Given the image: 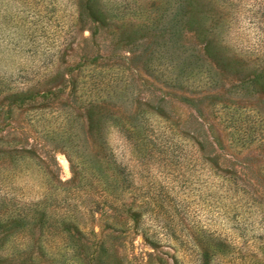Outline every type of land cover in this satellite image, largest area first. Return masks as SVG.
<instances>
[{
	"label": "rangeland",
	"instance_id": "1",
	"mask_svg": "<svg viewBox=\"0 0 264 264\" xmlns=\"http://www.w3.org/2000/svg\"><path fill=\"white\" fill-rule=\"evenodd\" d=\"M132 3L125 0L124 5L130 8ZM69 4L67 0H0V85L11 89V71L40 66L29 61L33 47L46 55L61 47L59 69H70L69 76L77 85L81 75L100 70L107 73V67L124 72L129 93L102 104L109 111H117L134 123L139 103L155 107L160 110L157 114L186 140L177 136L179 145L174 153L171 148L157 150L142 166L136 181L139 190L124 198L140 203L150 195L148 186L152 184L157 202L152 214L141 210V226L115 232L104 224L106 219L100 211L81 221L86 225V236L78 237L83 247L63 249L64 236L59 235L55 245L45 242L43 231L36 225L19 231L11 228L15 202L11 201V175L5 166L8 156L2 151L10 150L12 134L18 135L21 128L28 131V117L25 109L11 114V105L0 99V264H203L202 252L212 254L205 241L217 234L228 241H214L224 254L214 252L208 264H264V141L259 138L264 137V90L250 83L252 76L248 73L254 66L255 53L242 56L251 64L248 71L241 66L235 75L209 62L194 33L177 27L169 39L162 36L159 26L154 30L157 23L137 29L143 23L139 20L133 22L134 26L107 28L94 43L87 41V30L68 35L64 41L58 38L65 37L59 26L72 14ZM52 6L54 13L50 12ZM166 11L170 19V4ZM227 14L230 22L218 26L219 37L238 47L236 52L255 49L264 37V8L254 0H235ZM57 34L54 41L52 37L56 39ZM169 63L175 65L171 70ZM77 87L70 84L51 102L58 99L66 108L78 110ZM143 109L138 106V111ZM157 114L153 115L158 122L154 129L160 134L164 130L159 120L164 119L158 120ZM191 134L202 143L208 139L212 146L205 145V151L215 152L218 167L235 170V176L227 181L229 175L222 174L224 180L208 175L188 138ZM108 141L117 153L123 152L124 144L117 134H109ZM38 142L47 150L53 149L59 179L64 184L70 182L72 175L64 153L54 148V142ZM37 150L44 157L43 147ZM125 152L131 167L135 162L129 151ZM17 186L22 191L35 188L28 176H22ZM29 197L20 203L31 201Z\"/></svg>",
	"mask_w": 264,
	"mask_h": 264
},
{
	"label": "trees",
	"instance_id": "2",
	"mask_svg": "<svg viewBox=\"0 0 264 264\" xmlns=\"http://www.w3.org/2000/svg\"><path fill=\"white\" fill-rule=\"evenodd\" d=\"M67 1L73 11L68 15L67 22L59 26L65 37H58L57 34L56 39L52 37L54 41H57V37L66 41V36L87 30V41L94 43V39L107 28L134 26L135 20L143 22L139 27L136 26L141 30L157 23L154 30L157 31L159 26L162 36H168L169 39L177 27H182L185 31L195 34L206 58L216 69H225L235 75H238L241 66L248 71L247 67L251 63L242 56H252L251 53H255L254 66L248 72L252 76L249 81L264 90V37L255 49L246 53L236 52L238 47L218 35V26L230 22L226 10H229L235 0H132L130 8L124 5L125 0ZM254 1L264 8V0ZM168 4L173 10L170 19L167 15L169 12L166 11ZM50 12L54 13L55 7L52 6ZM52 32L54 34L56 30L52 29ZM16 47L13 50L18 52ZM33 48L32 60L29 61L40 63V66L35 65L32 70L26 68L11 71V89L0 85V99L11 105V114L25 109L23 112L28 117V131L21 128L19 136L12 134L10 150L2 151L8 156L5 166L7 173L11 175V201L15 202L11 207V228L19 231L26 226L36 225L43 231L45 242L58 245L61 235L64 236L61 239L63 249L74 250L83 244L78 237L86 236L83 232L86 225L81 221L100 211L106 219L104 224L115 232L131 225L135 228L141 226V210L150 215L151 208L157 202L156 195L152 192V184L148 186L150 195L140 203L125 201L124 198L129 193L136 194L139 190L136 181L141 176L142 166L147 160L160 149L171 148L174 153L179 145L175 140L177 136L183 137L184 140L186 136H180L176 127L170 123L169 125L166 119L157 114L160 110L149 108L147 104L137 105L134 123H129L117 111H109L102 105L111 99L125 98L128 95L129 83L123 71H110L111 67H107V73L100 70L98 73L81 75L82 81L77 85L76 79L69 76L70 69H59L63 55L61 47L53 54L47 55ZM169 64L168 70L175 67L174 64ZM207 80H211L210 75H207ZM187 81L185 78L184 82ZM70 84L74 89L78 86V110L66 108L58 99L57 102H51L52 98L58 97ZM138 106L144 109L138 111ZM156 114L159 116L158 120L164 119L159 120L163 125L160 128L164 130L160 134L154 129V125L158 123L154 117ZM113 132L117 134L121 144H124L121 153H117L108 141L109 134ZM192 135L187 137L200 155L203 169L208 175H215L222 180L225 179L222 174L225 177L229 175L227 181L232 178L230 176H235V170L230 169L229 172L218 167L217 159L213 158L215 152L211 154L205 151V145L212 146L208 139L202 143ZM259 138L264 141V137ZM40 139L44 143L54 142V148L64 153L72 175L70 182H61L60 168L53 155V149H45L38 142ZM39 146L45 150L44 157L38 153ZM125 150L129 151L131 159L135 162L131 167L125 160ZM179 151L181 153V150ZM174 157L179 159L177 155ZM196 157L198 158V155ZM22 176H28L35 188L32 187L29 191L18 189V181ZM235 183L236 181L232 185ZM28 196L31 201L20 203ZM161 202L164 200L161 199ZM221 210L226 212L224 208ZM155 218L158 220V217ZM91 233L94 234L93 231ZM219 236L212 235L205 241L206 245L209 244L208 248H212V254L210 255L208 250L202 252L203 264L211 259L210 256L216 255L214 252L224 254V249L215 245L214 241L225 243L228 239Z\"/></svg>",
	"mask_w": 264,
	"mask_h": 264
},
{
	"label": "bare ground",
	"instance_id": "3",
	"mask_svg": "<svg viewBox=\"0 0 264 264\" xmlns=\"http://www.w3.org/2000/svg\"><path fill=\"white\" fill-rule=\"evenodd\" d=\"M62 162H63L64 164H66V160H65L64 158H62Z\"/></svg>",
	"mask_w": 264,
	"mask_h": 264
}]
</instances>
